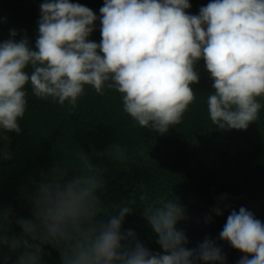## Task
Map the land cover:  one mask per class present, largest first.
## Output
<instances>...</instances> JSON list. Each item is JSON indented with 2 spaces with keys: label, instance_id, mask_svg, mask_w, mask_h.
<instances>
[{
  "label": "clouds",
  "instance_id": "clouds-1",
  "mask_svg": "<svg viewBox=\"0 0 264 264\" xmlns=\"http://www.w3.org/2000/svg\"><path fill=\"white\" fill-rule=\"evenodd\" d=\"M190 7L189 0H105L98 44L87 39L97 19L91 9L69 0L42 3L37 50L29 48L27 37L0 43V129L20 134L18 118L25 114L24 88L30 82L35 97L61 106L67 101L69 111L85 85L99 95L106 87L115 89L135 124L167 133L195 100L190 85L199 82L194 65L201 58L213 80L214 94L207 98L212 123L219 129H247L258 118V98H264V0H211L197 15L185 12ZM16 35L10 29V36ZM29 65L30 74L25 72ZM111 152L119 161L126 159L118 145ZM82 165L90 174L62 183L64 172L54 167L51 179L38 185L33 218L17 221L19 238L5 234L9 213L0 210V245L23 248L17 264H40L43 244L58 248L62 264H223L225 257L211 239L185 247L187 237L176 225L187 219L186 210L173 200L161 197L143 210L162 254L139 241L122 244L135 238L132 230L120 231L129 206L107 223L93 224L102 181L88 159ZM140 199L147 200V194ZM213 211L222 214L219 208ZM219 239L251 255L238 264H264V224L244 207L231 211Z\"/></svg>",
  "mask_w": 264,
  "mask_h": 264
},
{
  "label": "trees",
  "instance_id": "trees-1",
  "mask_svg": "<svg viewBox=\"0 0 264 264\" xmlns=\"http://www.w3.org/2000/svg\"><path fill=\"white\" fill-rule=\"evenodd\" d=\"M44 2L50 0H0V43L27 37L29 48L37 50L40 5ZM69 2L88 7L97 16L87 39L99 44L102 39L99 10L105 0ZM209 2L189 0L191 7L185 12L197 15ZM10 29H15L17 35L10 36ZM194 70L199 76V82L190 85L195 100L181 123L170 126L164 134L135 124L123 112L121 94L115 89L106 87L104 95H99L85 85L75 109L69 111L67 101L61 106L51 98H37L32 94L30 82L26 84L25 114L18 118L20 134L0 129V210L9 213L5 233L9 239L22 235L18 220L33 218L32 197L41 182L51 179L52 169H62L61 182L67 183L82 173L90 174L82 165L88 159L102 181V188L96 192L100 212L92 223H107L119 214L121 207L132 208L125 215L120 231L126 234L132 230L135 238L122 244L139 241L152 253H163L157 235L143 216L148 204L163 197L186 210L187 219L176 225L187 237L185 247L196 248L208 238L221 249L223 264H238L244 255L251 258L219 239V234L231 211L238 212L240 207L264 224V98H258L261 103L258 118L247 129H219L212 123L207 108V98L214 94V89L203 58L197 61ZM31 71V66H26L25 72ZM114 145L124 149L126 159L114 158L111 152ZM142 193L147 194V200L141 201ZM216 208L221 215L215 214ZM41 247L40 264H62L58 248L51 244ZM21 251L22 247L13 251L8 245H0V264H17ZM197 264L221 262L197 261Z\"/></svg>",
  "mask_w": 264,
  "mask_h": 264
}]
</instances>
